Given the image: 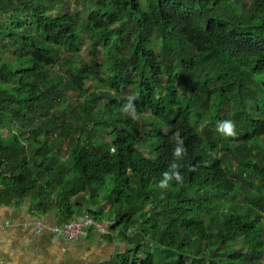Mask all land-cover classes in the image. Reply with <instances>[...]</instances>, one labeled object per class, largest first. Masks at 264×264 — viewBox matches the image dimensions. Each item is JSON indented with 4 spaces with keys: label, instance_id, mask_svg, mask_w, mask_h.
<instances>
[{
    "label": "trees",
    "instance_id": "16d2710c",
    "mask_svg": "<svg viewBox=\"0 0 264 264\" xmlns=\"http://www.w3.org/2000/svg\"><path fill=\"white\" fill-rule=\"evenodd\" d=\"M235 1L0 0V204L113 219L131 249L112 264H264V0Z\"/></svg>",
    "mask_w": 264,
    "mask_h": 264
},
{
    "label": "crops",
    "instance_id": "0c3cea01",
    "mask_svg": "<svg viewBox=\"0 0 264 264\" xmlns=\"http://www.w3.org/2000/svg\"><path fill=\"white\" fill-rule=\"evenodd\" d=\"M38 222L46 226L62 223L54 209L37 212L30 201L0 204V264H112L131 249L118 231L103 237L89 229L77 240L66 241L45 231L38 233L34 226Z\"/></svg>",
    "mask_w": 264,
    "mask_h": 264
},
{
    "label": "rangeland",
    "instance_id": "374dc122",
    "mask_svg": "<svg viewBox=\"0 0 264 264\" xmlns=\"http://www.w3.org/2000/svg\"><path fill=\"white\" fill-rule=\"evenodd\" d=\"M252 1L253 0H236L235 1V8L240 9L243 6L249 7L251 5ZM79 2H80V5H78L77 0H58V3H57V7H58V11H59L58 14H60V15H72L76 11H79V12L81 11V16L82 15L85 16V14L87 12V9H85V8H87L88 3L87 2L82 3V0L81 1L79 0ZM101 59H102V50L97 49L96 52H93L91 50V46H90L89 42L86 40L85 35L82 34L80 36V52H78L72 56L73 66L78 68L79 66H83L84 64H86V65L90 66L89 70H92L93 68L91 67V65H92L91 63L92 62H99L100 63ZM60 70H61V67H57L56 69H54L53 72L55 74H57V73L60 74ZM97 78H100V75H98ZM103 80L106 81L107 80L106 77L103 78ZM91 85L94 86V83L89 82L87 84L86 88H90ZM102 88H106V85H102ZM69 95L71 97H74V101H72L73 105H77V107L79 105V107H80V105H83L86 102V100L88 98V91L85 89L80 90L79 92H74L71 90V91H69ZM212 104H213V101H211V105ZM228 109H229V103H228V101H225L224 102V109H223V112L221 114V116L223 117V121L226 120V119H224V117H229ZM152 120H153V117L149 113L144 114V116L139 119V122L136 125V131L140 130L141 125L143 123H151ZM182 121H184V119H180V120H178V122H175V123L178 124V123H181ZM132 130L135 131V129H132ZM65 147H64V149H65ZM61 156L66 158V155H64V154H61ZM38 223H41L43 225L42 222H38ZM37 224H35L34 226H36ZM43 226L46 228L57 227V226H46V225H43ZM45 232H47V231H45ZM171 257H172V254H170L169 252H167L165 254V259H168Z\"/></svg>",
    "mask_w": 264,
    "mask_h": 264
},
{
    "label": "built area",
    "instance_id": "2783aa9c",
    "mask_svg": "<svg viewBox=\"0 0 264 264\" xmlns=\"http://www.w3.org/2000/svg\"><path fill=\"white\" fill-rule=\"evenodd\" d=\"M116 226L115 221H95L88 216H83L72 219L57 227L46 228L41 223L36 225L38 233L47 231L48 233L59 237L66 241H75L80 236L84 235L89 229H93L96 233L103 237H109L113 233Z\"/></svg>",
    "mask_w": 264,
    "mask_h": 264
},
{
    "label": "clouds",
    "instance_id": "9594fccd",
    "mask_svg": "<svg viewBox=\"0 0 264 264\" xmlns=\"http://www.w3.org/2000/svg\"><path fill=\"white\" fill-rule=\"evenodd\" d=\"M135 97H133L134 99ZM129 110H132V104L129 103L125 108L123 109L124 112H129ZM133 118H136L134 110H132ZM217 130L221 133H223L226 136L233 137L236 135L235 132V125L234 122L231 120H225L220 122L217 125ZM186 153V149L182 146H177L174 149L173 155L176 160H179L183 157V155ZM181 167L180 164L176 163L175 161L171 163L169 170L165 171L163 173V179L159 182L158 187L160 189H167L169 187V183L172 180H175L178 183H181L183 181V176L181 175L179 168ZM192 170H195L193 168Z\"/></svg>",
    "mask_w": 264,
    "mask_h": 264
}]
</instances>
